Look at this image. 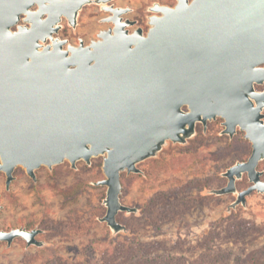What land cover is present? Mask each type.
Segmentation results:
<instances>
[{"label":"water","instance_id":"water-1","mask_svg":"<svg viewBox=\"0 0 264 264\" xmlns=\"http://www.w3.org/2000/svg\"><path fill=\"white\" fill-rule=\"evenodd\" d=\"M115 0H0V173L6 188L16 167L34 171L65 161L104 157L107 187L101 219L124 231L120 175L154 157L167 143L185 144L197 123L224 119L225 133L245 131L252 153L224 173L215 195L235 194L232 207L264 194V0H176L149 7L146 34L122 18ZM96 5L112 28L78 46L55 37L63 19L71 28L80 11ZM34 8V9H33ZM256 102V106L253 105ZM247 174L251 184L236 192ZM38 230L0 231V242L20 238L39 245Z\"/></svg>","mask_w":264,"mask_h":264},{"label":"rangeland","instance_id":"rangeland-1","mask_svg":"<svg viewBox=\"0 0 264 264\" xmlns=\"http://www.w3.org/2000/svg\"><path fill=\"white\" fill-rule=\"evenodd\" d=\"M173 7L176 0H115L129 8L124 19H138L146 34L149 7ZM109 17L99 6H85L77 25L63 19L55 37L78 46L97 40ZM220 126L203 133L198 126L185 144L167 142L154 157L136 165L138 173L120 175L119 212L124 231L113 232L106 214L104 157L90 163L65 161L41 166L30 178L16 167L6 188L0 173V231L38 230L39 245L20 238L0 242V264H264V194L253 192L232 207L235 194L215 195L226 185L223 174L245 161L251 145L242 135L220 136ZM264 181V161L257 167ZM249 186L244 176L237 189Z\"/></svg>","mask_w":264,"mask_h":264},{"label":"flooded vegetation","instance_id":"flooded-vegetation-1","mask_svg":"<svg viewBox=\"0 0 264 264\" xmlns=\"http://www.w3.org/2000/svg\"><path fill=\"white\" fill-rule=\"evenodd\" d=\"M117 8H120V7H117ZM34 9V8H33ZM122 9H126V8H122ZM131 13V9H130V12H128L126 15H128V14H130ZM109 14V17H111V14L110 13H108ZM108 17V18H109ZM107 19V18H106ZM129 20V19H128ZM129 21H132V22H135V25L133 26V27H135V26H137V25H139L138 23L140 22L138 19H135V20H129ZM130 28H132V27H130ZM83 41V40H82ZM254 92L257 94V95H260L259 97H257L258 98V102H261V100H263V97H264V83L263 84H260V85H257V84H255L254 85ZM253 105L254 106H256V102L255 101H253ZM260 114L262 115V118H261V121L263 122V124H264V107L262 108V110L260 111ZM216 124H217V126H220V130L218 131V133H220V136H227L228 138H229V140H232L233 139V137L235 136V135H242L243 136V138H244V140H246V141H248L249 143H250V141L249 140H247L246 139V133H245V131H241L238 127H236L235 128V130H234V132L232 133V134H227V133H225L224 131H225V126H224V119L223 118H220V117H215V119H213V120H208L207 122H206V124L205 125H203V124H201V123H197L196 124V126H195V132H196V128L198 127V126H200V127H202V130H203V133H206V132H208V130H210V131H212L213 129H214V127L216 126ZM250 145H251V143H250ZM251 153H252V147H251V152H250V154H249V156L251 155ZM249 156H248V158H249ZM248 158L245 160V161H242V162H237V163H244V162H246L247 160H248ZM262 161H264V160H262ZM262 161H260L259 163H261ZM236 163V164H237ZM259 163H258V165H257V167L259 166ZM235 165V164H234ZM233 165V166H234ZM257 167H256V170H257ZM227 171V170H226ZM258 171V170H257ZM259 172V171H258ZM261 173V176H260V180H261V177L263 176L262 175V172H260ZM224 175V174H223ZM246 177L247 178V180H248V177H247V174H243L242 175V177L240 178V179H238V180H236L235 181V189H236V192H241V191H239L238 189H237V182H239L241 179H243V177ZM225 179H226V185H227V182H228V179L225 177ZM264 182V181H263ZM249 183V182H248ZM225 185V186H226ZM251 186V184L249 183V186L247 187V188H249ZM247 188H245L244 190H246ZM244 190H242V191H244Z\"/></svg>","mask_w":264,"mask_h":264}]
</instances>
